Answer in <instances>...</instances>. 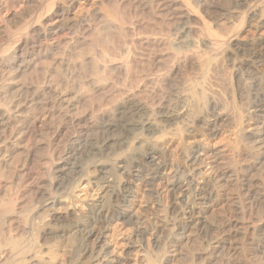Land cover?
I'll return each instance as SVG.
<instances>
[{
  "label": "bare ground",
  "instance_id": "obj_1",
  "mask_svg": "<svg viewBox=\"0 0 264 264\" xmlns=\"http://www.w3.org/2000/svg\"><path fill=\"white\" fill-rule=\"evenodd\" d=\"M79 1L0 0V264H264V0H95L94 27ZM63 33L115 84L85 115L50 79L11 92Z\"/></svg>",
  "mask_w": 264,
  "mask_h": 264
},
{
  "label": "rangeland",
  "instance_id": "obj_2",
  "mask_svg": "<svg viewBox=\"0 0 264 264\" xmlns=\"http://www.w3.org/2000/svg\"><path fill=\"white\" fill-rule=\"evenodd\" d=\"M86 1H87V4H84L85 8L81 9L79 4H82ZM91 1H95V0H80L79 2L75 3L74 9L71 11L69 18H71L72 20H75L76 18H78L79 14H82L84 12H86V14L88 13L87 14L88 17H90L91 14L93 15V10L96 9L97 5H94V2L92 3ZM96 1H95V3H98V1L97 2ZM101 9H103V11L106 10L105 7L104 8L102 7ZM92 19L94 20L93 16H91V18H89V20H90L89 24L90 23L91 24L92 23H95V24L99 23L98 21H96V20L93 21ZM95 24H92L93 27L96 26ZM97 25L100 26L101 23H99ZM249 25H250V27L248 26V28L246 30L247 31V33H246L247 37H246L245 41H249V40H251L253 38H257V37H261L264 39V27L260 30H255V28H253V26H254L253 22L250 23ZM93 27H92L91 31L92 30L94 31ZM64 34H65V36H64ZM86 34L87 35L91 34V32L90 33L87 32ZM87 35L86 36L84 35V37H82L83 41L79 40L78 45H76V46L74 45V47L72 49V48H70L71 46H67V48H66V43H67L66 39H68V36L66 35V33H63L62 34V41H63V44L65 43V45H62V43H61L59 46L61 47V45H62L65 47L58 48L59 47L58 46L56 49H54V52L52 53V57L46 58L44 60L42 58L41 59V60H43L42 63L38 64L39 62H41V60H40L37 63L38 66L35 69H33V71H31L30 74L29 73L25 74L24 77H22V76L17 77L13 82V88L11 89V92H13V94L17 93V90L21 86L27 87L28 89L30 88V90L33 91L35 89L36 82L39 81L40 83L39 82L38 83L40 85L41 83L46 82L48 79H50V80L54 81V84L59 87L61 92L64 93L65 90L70 91L69 99H72V100L80 99L81 100L80 106L82 109L80 108L81 111H79V112L80 113L82 112V114H84V115L88 114V112H86V111H89L90 108L87 110L86 107L88 106L87 104H89L90 99L93 103H95V101H97L96 103H98L99 101L101 102L105 97H107L106 95L109 96L110 91L111 92H112V90L114 91V88H112V87H114L115 84H112V82H111V80H112V79H110V78H112L111 74L110 75H109V73L107 74L106 71H105V73H103L102 72L103 69L101 67L97 66L96 64H94L95 66L92 64L93 56H90V55H92L96 51V48L93 45V43L90 42V40H89L90 38H88ZM139 38H140V36L134 37L135 40H139ZM129 44H130L129 39L126 40V42L124 40L123 43H121V46L119 45V48L118 47L116 48L118 51V52L116 51L117 55L120 52V55H118V56H123L124 53H126L125 50H128V48L131 49V46ZM68 47H69V49H68ZM70 52H72V53H70ZM90 53H92V54H90ZM45 60H46V62H45ZM93 63H94V61H93ZM118 63L119 62H116V65ZM116 65L114 62V64H112L111 67L116 66ZM91 66L92 67L94 66V67L92 68ZM96 66H97V68H95ZM98 68L100 70H97ZM106 74L108 77L106 76L104 78H107L110 80L103 78L102 75H106ZM99 78H102L106 81L103 80L101 83L100 81H98ZM95 81H97V82H95ZM94 82H95V84H94ZM103 83H105V84H103ZM110 84L112 85V87ZM110 88H112V89L110 90ZM71 97H74V98H71ZM88 97H89V101H88ZM83 101H85L84 104L82 103ZM86 102H88V103L86 104ZM222 127L223 126H220L219 128H222ZM227 127L225 128L226 132H227V130L228 131L231 130L232 126L230 125L228 128ZM220 141H221V137H218V138H216V140H214L213 143L220 146L222 144V143H220ZM15 154H17V153H15ZM148 202L149 201L147 199H143L142 203H140L135 208L136 219H139L140 222H143V223L146 222V220L153 221V219H154V216L151 212L153 209L150 208L151 206L145 207L149 204ZM77 210H78L80 215H82L83 213L85 214L84 208H82V206H80L79 204H77ZM77 235L78 234H76V233L73 234L70 227H66L64 236L62 237L61 240H59V242L56 243V246H58L60 253L64 254L65 257H67V258L70 257V251L72 250L71 246L77 244V238H78ZM129 236H130V227L129 226H127L125 224L119 225L117 223L111 224V227L109 228V231H108V238L106 240L107 242H109L110 250H113V251L118 252V253L125 250L127 248V246H125V244L127 243V238ZM146 239H148V237ZM141 243H143V245L146 246V249H149L148 246H150V244H149L148 240L142 241ZM135 244H138V243H135ZM137 250L138 249L130 248V251L132 252L131 255H132L133 259L142 260L141 254H138L136 252ZM136 254H138V255H136ZM139 264H146V263L140 261Z\"/></svg>",
  "mask_w": 264,
  "mask_h": 264
}]
</instances>
